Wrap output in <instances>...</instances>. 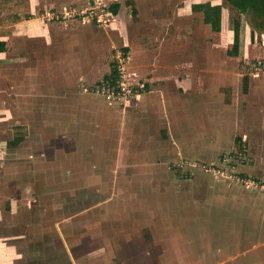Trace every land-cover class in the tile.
<instances>
[{
	"label": "crops",
	"instance_id": "0c3cea01",
	"mask_svg": "<svg viewBox=\"0 0 264 264\" xmlns=\"http://www.w3.org/2000/svg\"><path fill=\"white\" fill-rule=\"evenodd\" d=\"M87 1L0 0V136L6 133L0 137V167L10 164L11 154L22 163V122L10 118L22 115V102L35 100L40 105L53 94L57 100L60 86L72 92L78 85L81 97L91 95L83 87L108 75L112 56L121 49L128 54L131 80L141 89L140 98L120 105L94 97L93 107L98 103L112 109L88 108L94 125L114 119L118 108L129 109L134 134L126 130L130 136H124V125L115 124L111 133L117 143L131 139L148 148L146 138L152 134L150 141L156 145L150 148L171 163L212 162L225 152L240 151L245 156L242 171L264 180V72L253 66L256 59L264 60V33L252 32L244 16L225 0H103L115 15L112 25L105 27L79 20H43L48 10ZM207 4L220 7L219 30L204 20ZM202 51L204 56H199ZM140 160L149 166L146 171L151 170L152 159ZM8 173L0 174V264H18L22 251L12 252L17 243L9 240L10 225L5 222V214L13 211L6 205L12 196Z\"/></svg>",
	"mask_w": 264,
	"mask_h": 264
},
{
	"label": "rangeland",
	"instance_id": "374dc122",
	"mask_svg": "<svg viewBox=\"0 0 264 264\" xmlns=\"http://www.w3.org/2000/svg\"><path fill=\"white\" fill-rule=\"evenodd\" d=\"M73 89L58 87V99L41 106L22 102L20 118L10 117L22 122V163L11 154L0 174L11 176L5 222L12 252L22 251L18 264H264V196L200 171L183 174L150 148L152 134L148 148L117 143L115 124L134 134L129 109L94 125L88 108L112 109ZM142 158L154 161L151 170Z\"/></svg>",
	"mask_w": 264,
	"mask_h": 264
},
{
	"label": "built area",
	"instance_id": "2783aa9c",
	"mask_svg": "<svg viewBox=\"0 0 264 264\" xmlns=\"http://www.w3.org/2000/svg\"><path fill=\"white\" fill-rule=\"evenodd\" d=\"M114 18L115 15L112 14L103 0H88L82 6L73 5L64 7L61 11L48 10L43 14V20L45 22L79 20L84 23L90 22L104 27L112 25ZM112 59V78L110 80L102 79L97 84L90 87H83V89L93 95L101 96L108 104H130L133 99L137 100L140 98L141 89L132 83L131 72L128 67V54L118 49L112 56ZM253 66L255 71L264 72L263 59H256ZM183 161L175 164L183 174H185L184 169L186 168L192 173L194 170L200 171L215 178H223L233 185L242 186L264 195V180L242 171L241 167L245 161V156L240 151L225 152L216 161L212 162L196 159Z\"/></svg>",
	"mask_w": 264,
	"mask_h": 264
},
{
	"label": "trees",
	"instance_id": "16d2710c",
	"mask_svg": "<svg viewBox=\"0 0 264 264\" xmlns=\"http://www.w3.org/2000/svg\"><path fill=\"white\" fill-rule=\"evenodd\" d=\"M244 16V20L251 27L252 32L264 33V0H225ZM115 10V7L112 8ZM204 20L210 23L213 30L220 29V7H211L208 4L203 6ZM115 12V11H114ZM234 42L233 50L237 53L239 44V20L233 24ZM113 76L111 70L103 79L110 80Z\"/></svg>",
	"mask_w": 264,
	"mask_h": 264
}]
</instances>
